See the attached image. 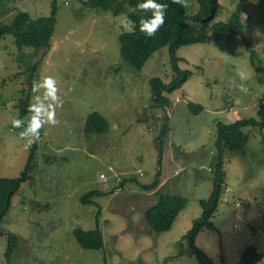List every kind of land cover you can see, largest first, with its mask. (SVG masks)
<instances>
[{
  "label": "rangeland",
  "instance_id": "1",
  "mask_svg": "<svg viewBox=\"0 0 264 264\" xmlns=\"http://www.w3.org/2000/svg\"><path fill=\"white\" fill-rule=\"evenodd\" d=\"M82 1L55 0V27L46 56H31L30 48L20 51L11 35L0 39V177L20 176L33 144L37 145L35 171L0 222V264H199L182 236L201 216L200 201L211 194L216 123L244 118L264 122V0L243 6L241 37L225 41L209 34L207 42L177 50L179 67L192 74L168 95L169 112L150 107L147 81L149 76L171 80L168 47L156 51L136 71L119 53L118 36L128 31L126 15L101 13ZM238 1L219 0L210 25L226 22ZM52 2L0 0V24L10 23L18 12L33 19L49 16ZM184 3L187 14L197 13L196 0ZM20 53L23 66L17 62ZM29 63L37 69L29 70ZM46 76L56 81V123H45L40 139L34 141L20 135L32 114L20 116L18 105ZM44 91L30 92L27 109ZM189 102L203 110L192 114ZM92 112L109 122L107 133L83 132ZM13 119H22L25 125L14 128ZM143 120L154 121L153 128L146 129ZM165 122L170 131L161 145L159 163L156 137ZM243 131L249 136L246 157L229 152L224 157L225 185L212 218L215 228L203 229L196 237V246L212 264H237L248 245L257 248L262 254L259 264H264V129ZM100 173L107 174V181ZM114 173L141 184L158 177L159 185L149 191L135 181L121 186ZM91 190H101L105 196L98 198V205L82 204L79 198ZM159 191L188 199L164 233L151 231L144 219ZM96 224L103 233V248L82 249L73 229H93ZM12 233L19 237L18 246L7 259L6 234Z\"/></svg>",
  "mask_w": 264,
  "mask_h": 264
},
{
  "label": "trees",
  "instance_id": "2",
  "mask_svg": "<svg viewBox=\"0 0 264 264\" xmlns=\"http://www.w3.org/2000/svg\"><path fill=\"white\" fill-rule=\"evenodd\" d=\"M196 1L198 3V11L195 14L189 15L186 13L184 0H158L160 3L167 4L168 8L164 24L151 37L140 31L141 18L143 17L147 20L152 14L151 10L138 9L140 0L82 1L83 4L101 13L109 12L113 16L125 14L128 21L133 23V31L121 32L118 36V42L121 59L136 71H140L156 51L164 46L168 47L169 67L172 77L168 82L163 81L160 77L149 76L147 78L152 101L151 108L163 109V107L170 106L171 101L168 95L181 88L192 74L190 70L181 69L178 65L181 58L177 56V50L180 47L205 43L208 41L209 34L215 39L225 41L243 35L245 25L243 21V6L250 0H239L236 8L231 12L226 22H215L212 25L210 24L215 19L220 8L219 0ZM55 12V0L52 2L49 16L33 19L27 12H18L10 23L0 24V39L6 35H11L14 39V44L20 51L23 48H30L32 49L31 56L38 53H40V56H46L55 27ZM255 56L256 54L253 52L251 56V64L253 66H255L253 59ZM21 59L23 60L22 53L17 55V62L23 66ZM154 60L153 58L152 61ZM28 68L31 71L37 69V67L31 66L30 63L28 64ZM29 83H31V80ZM28 98L29 94L19 102L20 116L31 113L27 109ZM188 109L192 114L197 115L203 110V106L189 102ZM153 123L154 121L147 123L146 120H143V124L147 125L146 129L148 130L153 128V125H151ZM216 126L217 135L214 142L216 164L212 176L211 194L207 200L200 201L202 207L201 216L193 221L191 228L182 236V239L187 241L189 251L192 252V255L199 264H212V260L201 248L196 246L195 241L198 233L203 229L214 230L215 228L212 217L218 208L222 189L225 185L226 174L223 167L225 154L229 152L243 158L246 157V146L249 136L244 133L243 128L258 126L264 129V122L257 121L254 118H244L228 124L217 121ZM109 128V122L100 113L92 112L85 120L83 132L86 135H102L107 133ZM168 130L170 131L167 123H163L159 136V159L157 161L159 163H161V145L165 142ZM36 148L35 142L30 150L27 164L20 173V176L0 177V222L10 209L12 199L18 193L22 183L28 181L30 175H33L35 171L34 155L37 151ZM110 170L113 169L110 168ZM106 175L105 173H100L99 177L107 181ZM120 177L122 178L121 180ZM113 179H118L121 186L135 181L137 185L146 191L157 188L159 185L158 177L151 184H141L133 177L126 178L125 175L120 176V173H114ZM114 180L112 181L113 183L115 182ZM157 194L158 200L145 210L144 219L151 231L164 233L172 228L179 213L186 207L188 199L180 195L160 191ZM103 196H105L103 191L91 190L83 194L79 199L82 204L98 205V198ZM97 216L98 213L96 214V222L98 223ZM72 234L82 249L101 250L104 246L103 233L98 224L93 229L75 228ZM6 236L8 244L5 256L9 259L18 246L19 237L14 233L6 234ZM180 253L181 251L178 255ZM261 259L262 254L257 248L248 245L244 248L237 264H259Z\"/></svg>",
  "mask_w": 264,
  "mask_h": 264
},
{
  "label": "clouds",
  "instance_id": "3",
  "mask_svg": "<svg viewBox=\"0 0 264 264\" xmlns=\"http://www.w3.org/2000/svg\"><path fill=\"white\" fill-rule=\"evenodd\" d=\"M167 8H168L167 4L160 3L158 2V0H140L138 4V9L151 10L152 12L151 17H149L147 20H145L143 17L141 18L140 31L144 32L149 37L153 36L157 32V30L164 24ZM125 27L127 28L128 31H133L134 28L133 23L127 20L125 21ZM31 84L32 81L30 85ZM240 88L241 91H247V89L243 85H240ZM41 89L45 90L43 92V96L37 95L34 97L35 102L30 104L28 108V111L32 113L31 118L27 122L26 127H24V130L20 132L21 137L30 136L33 138L34 141H38L40 139L39 130L43 127L45 123L48 124L56 123L55 107L59 104L57 97L56 81L51 76L44 77L41 81L36 82L33 85V87H30V91L27 93L29 94L27 103H29L31 98L30 92L33 91L34 93H38L40 92ZM22 93L24 92L22 91ZM21 99L23 98L21 97L20 100ZM168 107L169 106L165 107L167 109V112H169ZM26 116L28 115H24L22 117H26ZM12 125L14 128H21L22 126L25 125V121L22 119H13ZM160 134L161 131L159 132V135L156 137L158 142H159ZM215 159H216V154H215ZM138 173L141 174L142 173L141 170L138 169ZM221 197H222V193H221Z\"/></svg>",
  "mask_w": 264,
  "mask_h": 264
}]
</instances>
